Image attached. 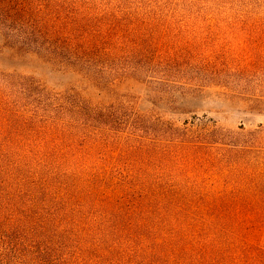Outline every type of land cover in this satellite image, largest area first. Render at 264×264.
<instances>
[{
  "label": "rangeland",
  "instance_id": "1",
  "mask_svg": "<svg viewBox=\"0 0 264 264\" xmlns=\"http://www.w3.org/2000/svg\"><path fill=\"white\" fill-rule=\"evenodd\" d=\"M0 94V264H264V0H0Z\"/></svg>",
  "mask_w": 264,
  "mask_h": 264
},
{
  "label": "trees",
  "instance_id": "2",
  "mask_svg": "<svg viewBox=\"0 0 264 264\" xmlns=\"http://www.w3.org/2000/svg\"><path fill=\"white\" fill-rule=\"evenodd\" d=\"M19 113L20 111L17 110V103L11 102L9 99L0 94V115L7 116L8 122L12 125L13 121L18 123L17 120L20 119L18 117ZM18 126L24 125L19 124ZM206 141L207 138H197L195 143H193L194 141H190V143H193L192 147L176 146L175 150L169 152L168 154L173 158H180L193 162L196 174H198L199 177H202V179L204 177L207 180L215 179V183H217L219 179L216 180V177H219L220 180L226 184L227 188H233V197L245 194V191L241 187V176H249L248 170L252 168L251 163L244 164L245 158H243V156L245 150L226 148L220 149L219 151L216 149V152H213L212 148L204 145ZM183 150H186V153H184ZM252 185L253 191L261 194L263 191L261 183L254 181ZM220 192V198L223 199L226 189ZM257 221L263 222L262 219H258ZM249 248L260 250L259 248H254L253 246H249Z\"/></svg>",
  "mask_w": 264,
  "mask_h": 264
}]
</instances>
